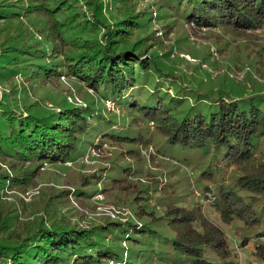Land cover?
Wrapping results in <instances>:
<instances>
[{
	"label": "trees",
	"instance_id": "16d2710c",
	"mask_svg": "<svg viewBox=\"0 0 264 264\" xmlns=\"http://www.w3.org/2000/svg\"><path fill=\"white\" fill-rule=\"evenodd\" d=\"M176 4L194 33L195 28L215 32L220 27L233 40L246 35L256 41L253 32L264 28V0ZM87 5L88 10L74 0H0V80L19 74L34 82L55 77L65 67L103 103L117 104L126 117L97 111L91 104L61 105L44 113L35 101L18 103L2 92L0 155L19 166L13 173L0 170V190L29 184L44 162L75 161L86 147L99 153L104 144L119 149L127 145L119 150L123 165L113 159L111 170L103 167L85 176L71 192L93 196L101 181L104 192L124 193L134 214L125 223L107 220L91 229L54 216L49 224L38 220L14 237L1 233L10 224L5 215L0 221V264H237L238 253L225 230L206 213L207 206L221 224L234 227L239 248L255 240L249 255L264 264V96H225L218 88V97L201 93L187 104L189 94L174 90L168 95L156 79L160 67L148 52L150 44L161 45L163 39L153 31L130 43V29L142 23L139 14L127 9L108 23L100 0ZM40 13L51 20L33 22ZM211 34L219 50L230 47V41H220L223 35ZM36 40L39 47L33 45ZM255 55V70L263 69L258 75L264 78ZM10 105L24 106L17 110ZM156 157L172 164L181 158L184 168L193 171V177L184 172V189L179 179L158 186V172L134 177L141 170L126 161L156 163ZM151 185L156 195L149 191ZM61 194L71 195L69 190ZM152 198L159 209L149 206ZM45 200L48 213L57 208Z\"/></svg>",
	"mask_w": 264,
	"mask_h": 264
},
{
	"label": "rangeland",
	"instance_id": "374dc122",
	"mask_svg": "<svg viewBox=\"0 0 264 264\" xmlns=\"http://www.w3.org/2000/svg\"><path fill=\"white\" fill-rule=\"evenodd\" d=\"M42 1L52 3V0ZM74 1L79 2L84 9H89L87 5L89 0ZM100 1L103 5L102 15L105 16L108 23L121 17L120 13L123 14L127 9H131L141 16L142 23L130 29L131 32L128 35L130 43L138 41L153 31L155 36L163 39L161 45L150 44L152 46L148 52L153 54L157 66L160 67L156 79L162 83V87L168 95L175 94L174 90H179L178 94H189L192 98L185 101L187 104L194 103L196 95L201 93H206L208 98L218 97V88L222 89L221 92L225 96L242 95L246 97L250 93L264 96V78L258 75V73H262L263 69L255 70L257 67L255 53L258 54V59L264 67V28L253 32L257 36L256 41L246 35L235 36L233 40L234 36H230L220 27L216 28L215 32L210 29L195 28L196 32L194 33L192 25L184 21L182 10L177 8L176 0ZM48 20L50 21L51 18L44 13L37 14L33 18V22L37 23ZM25 21L27 25L32 23L31 20ZM165 30L168 32L167 35H165ZM211 32L223 35L224 38H221L220 41H230V47L219 50L218 45L212 42ZM33 45L39 47L40 43L36 40ZM65 71L64 67V71L59 75L34 82L25 81L19 74L0 80V96L4 92L9 95L11 101L13 98H16L18 103L35 101L44 113L58 110L57 107L61 105L90 107L89 104H91L97 111L102 110L104 113L116 115L121 119L126 117V112L115 106L117 104H113L111 101L103 103L86 84ZM222 73L227 74V78L220 76ZM14 87H16L15 91H13ZM23 106L10 105L17 110ZM119 121L121 120L119 119ZM116 146L104 144V150L96 152L94 155H91L90 148L86 147L83 155L75 161L65 164L44 162L37 176L29 184L5 187L0 190V221L5 215L10 219L8 229L1 231L2 235L4 237L20 235L38 220L49 224L54 216L63 217L74 227L81 226V228L87 229L104 224L107 220L125 223V220L134 214V209L133 204L123 200L124 193L111 189L104 192L101 181L96 184L98 191L93 196L78 197L71 192L80 185L85 176L100 172L103 167H109L111 170L113 159L117 161L118 166L124 164L119 150L126 149L127 145L120 149ZM156 158V163L147 159L139 163L129 159L126 161L131 162L137 170H141L134 177L143 179L148 172H158V186L167 181L173 182L179 179L182 180L184 189V172L188 173L190 177L194 176L191 169L184 168L181 158L175 164H172L171 160ZM18 166V164H11L9 158L0 155L1 171H17ZM107 174L109 172L104 173L105 176ZM145 184H148L147 180H145ZM190 189L194 191V195H198L192 184ZM63 190H69L71 195L64 196L61 194ZM149 191L152 192V195L157 194L153 192L152 185ZM41 194L44 199L40 198ZM45 199H48L50 204L55 203L57 208L55 210L49 208L48 213V210L43 207ZM149 206L159 209L153 198L149 200ZM205 211L211 220L217 222L227 233L232 247L238 253L237 264H263L259 260L253 261L249 255L250 251L254 249L255 240L249 241L246 248H239L238 235L234 227L221 224L210 206H207ZM143 246L144 243H141L139 247ZM153 248L158 250L156 245ZM157 264L164 263L158 262Z\"/></svg>",
	"mask_w": 264,
	"mask_h": 264
},
{
	"label": "built area",
	"instance_id": "2783aa9c",
	"mask_svg": "<svg viewBox=\"0 0 264 264\" xmlns=\"http://www.w3.org/2000/svg\"><path fill=\"white\" fill-rule=\"evenodd\" d=\"M149 125H150L151 128H153L152 123H149ZM150 150H151V149H150ZM89 153H90L91 155H94V154H96V151H95L94 148H91L90 151H89Z\"/></svg>",
	"mask_w": 264,
	"mask_h": 264
}]
</instances>
